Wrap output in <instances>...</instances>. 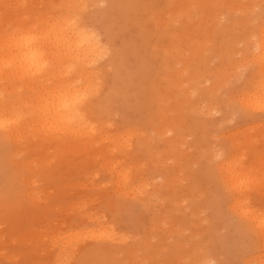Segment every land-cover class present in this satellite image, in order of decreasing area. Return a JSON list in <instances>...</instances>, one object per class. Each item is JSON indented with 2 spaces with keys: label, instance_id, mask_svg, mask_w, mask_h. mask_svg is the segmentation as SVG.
Returning <instances> with one entry per match:
<instances>
[{
  "label": "rangeland",
  "instance_id": "rangeland-1",
  "mask_svg": "<svg viewBox=\"0 0 264 264\" xmlns=\"http://www.w3.org/2000/svg\"><path fill=\"white\" fill-rule=\"evenodd\" d=\"M61 1L0 0V30L3 31L5 29V18H11L14 22H18L21 18L26 17L29 18L28 24H31L35 21V14L44 13L54 16L59 10L58 3ZM241 1L245 3L247 0ZM120 2H123L124 5L119 4ZM185 3H179L178 0H98V3L89 4L85 7L86 14L109 9L110 15L107 17L109 21L107 27H120V29L116 30L117 33L113 34L112 43L122 42L124 44L122 51L123 62L128 70V74L124 75V77L133 78L139 81L140 85L135 86L133 93L128 91L126 101H122L121 97L114 96L111 102H108L106 107H103L102 122L105 120L102 126L103 133L99 140L95 138L90 140V149L64 145L54 146L53 144H50L47 148L46 136L40 128L32 130V132L36 133L33 138L10 140L9 138L0 137V264H112L110 258L117 264H133V259H129L134 255L139 257V261L135 264H192L191 256H189L192 244L194 243L200 248L203 247L206 242V228L208 230L209 227H211V232H213L210 241L212 244L210 248L213 254L211 255L212 257L215 255L209 264H218L219 261L221 264H246L240 256L241 242L243 240H247L250 246V251L248 250L247 254L259 253L258 245H260V240H258L256 233L254 231L245 233L239 228L242 227L244 229L243 225L245 223L239 218L241 208L240 206H237V209L236 207H233L235 209L230 208L232 201L227 197L228 190L223 184V175L218 167L224 157L223 152L224 154L228 152V155L233 152L238 158L239 156L240 158L242 157V162H245L246 165L256 163V159L259 161L257 156L259 154L261 156L264 153V107L257 108L253 105L257 108L256 110L253 107L247 108L245 103L243 105L240 100L243 97L248 99L249 81L251 82L253 79V84H255L256 81H259L260 75L261 77L264 76V66H262L264 65V63L262 64L264 62V44H262L264 41V24L258 20L259 16L264 14V0L253 4L252 0H249V5L245 7V15L248 17L252 16L253 20L250 23L241 25L239 22L237 23V25L240 24L238 26L236 23H224L227 27L224 24L217 25L215 23L188 24L189 27L187 24L169 25L168 27L174 32L168 39H165L163 33L166 31L163 27L166 26V20L170 17L173 19L172 16L178 17L184 15V12H188L187 8H185L188 2L187 4ZM179 4H183L186 10H183V5L180 7ZM222 11L218 10L216 14H220ZM204 24L207 27L203 26ZM261 27H263L262 30L260 29ZM38 29L40 28L35 27L34 32ZM198 31L203 33V35ZM155 32L157 34L154 36ZM191 32L193 35H191ZM197 32L200 37L198 35L197 37L195 36ZM187 33L188 35H186ZM214 33L216 35L212 37ZM182 36H184L185 40H181ZM193 38L195 39L193 40ZM188 39H190L191 43ZM101 40L103 41V38ZM152 41L155 44H152ZM183 42L185 44H181ZM172 45H176L178 50L172 49L173 52H170ZM152 46H155L156 56L158 57V60H156L158 65L157 79L154 78L155 84L151 87V91L158 96L156 101L147 99L149 87L146 79L142 81L143 78L139 70L140 68H145L144 64L147 62L145 54H148L149 48ZM111 47L109 44L105 45L108 52H111ZM163 47L167 48L163 49ZM198 47L200 52H203V50L204 52L195 51ZM186 48L191 51L186 50ZM177 53L180 54L179 57ZM261 53L262 55H260ZM174 56H177V61H175ZM254 56L258 60L261 57L259 62L262 65L256 62L257 59ZM184 57H188V59L184 60ZM198 58L201 60H198ZM230 58L235 59L231 60ZM108 59L107 53L99 61V64L97 63V67L105 65L103 71L106 72L103 73L101 71L104 74L102 83L103 85L106 83L105 86L112 78L111 70L106 65L110 66ZM168 60L170 61L168 62ZM190 60H192L193 64ZM181 61L183 62L181 63ZM199 63L202 64L203 68L200 66L201 64L198 65ZM190 65L192 70V67L194 69L201 67L202 71L200 67L194 70V76L196 75L195 73L200 71L201 73L198 72L196 78L200 84L202 83V88L205 87L202 91L192 90V95L189 92L192 97L190 95L188 97V93L185 95L184 90L192 86L193 81H187V77H185V81L181 82V84L180 81L184 79H179L171 73H175L179 66L184 68L186 66V71L184 72L188 73ZM110 67L114 70L112 66ZM262 69L263 71H261ZM203 71L207 73L208 77L204 76L206 74ZM164 73H169L172 78L175 76V80L177 79V83L175 82L176 84L172 86L173 91H171L169 84L168 91L171 93L168 94L169 99L165 100L163 99L165 86L162 77ZM193 79L195 80L194 77ZM151 81H153L152 77ZM213 81L214 84H217L212 86ZM7 85L9 86L10 84ZM213 87L216 89H213L212 93H210ZM7 89L9 90L10 88ZM22 89L21 91L23 92L21 94L17 93V91L8 93L5 90V92L9 100L12 97V100H15V98L17 100L22 99L28 92L32 93L30 95H35V92L29 90V88L27 93H24L25 89ZM101 89L103 90L104 88ZM203 91H206L204 95L208 96L209 94L210 97H205L206 99L201 97L204 93ZM177 92H179L178 96L175 97ZM183 93L186 97H184ZM196 95L200 97L197 98L198 101L194 98ZM28 97H26L27 105H31L28 100L32 96L28 94ZM192 100H194L193 102L196 101L198 105H195L197 103H193ZM124 102H129L130 108ZM171 103L174 105L172 106ZM207 104L211 107H207ZM21 105L22 108L25 107L26 112L29 110L26 108L32 107L29 105V107H26L27 105L24 101ZM175 105L179 107L177 108ZM188 105L189 108L193 106L196 109L194 111L193 107L190 108L191 110L185 109V106L187 108ZM167 107L171 109L168 110ZM179 108L182 109L180 110ZM168 112L170 115H167ZM170 119L176 120V122L174 121L176 125L173 126L174 122H171ZM162 123H166L164 125L165 130L167 128L166 125L168 126V133L166 132L167 130H163ZM117 125L125 129L131 126L136 127L137 133L134 132L131 142L134 147L137 145L149 147L157 143V141H154L155 136H152V133L154 126L160 127L161 125L162 128H159V132L162 134H158L161 143L160 141L158 143L163 145V143H168L172 139V146L168 148H171V152L174 150L173 155H177L180 159L176 156V158L169 156L172 153H169L168 148L165 146L164 148L167 149L169 157L166 158V150H162L165 156L162 157L161 163L158 161V164L153 163L155 165L149 161L147 153L142 151L141 154V152L136 150L132 152V146L131 152L133 154L129 153L131 155L129 157L116 150V152L109 151L110 153L92 150L96 145L111 143L106 134L117 132V129H119ZM172 127L173 129L171 130ZM250 136L252 140H249ZM159 144V148L161 147L160 149H162L163 146ZM151 151L153 152V150ZM159 151L160 154L162 151ZM260 158H263V155ZM173 159L178 161L176 160L175 162ZM129 161H131L132 165L134 164L129 174H127L130 179L129 186H135L131 191L129 188H123V184L120 183V185L116 179V170H122L123 166L125 167ZM177 162L182 163L178 164ZM262 162L264 165V161ZM262 162L258 166H261ZM174 163L177 164L174 166ZM172 164L173 166L171 167ZM258 166L255 168V172L258 171ZM174 167L176 170L178 169V173ZM164 173L167 176L169 174V177H166ZM165 178L168 179L166 180ZM141 179L142 183L145 184L142 188L145 187L146 189H144V193L140 197L139 191H136V189L142 186L141 181L140 185L138 182ZM190 180L194 182H192L194 193L192 194L195 198L193 199L192 197L190 202L186 201V199L182 200L177 206L175 217L166 215L164 213L166 201L164 189H160L161 185L166 182L167 185H170L174 181L175 185H180L178 187L183 188L187 186ZM136 183L138 184L136 185ZM263 185L264 183L261 187H264ZM158 187L160 188L158 189ZM119 188L125 190L123 191L122 189L120 191ZM255 189L251 190L252 196ZM126 190L130 191L127 193L128 196L124 195L126 194L124 192H127ZM135 191L137 192L136 196L140 198H136L134 195ZM35 193L36 195H33ZM233 204L236 203L233 202ZM248 205L255 211L260 208L261 210L259 209L260 211H258L264 217V196L250 200ZM241 214L243 215V213ZM186 215L189 218L187 221L189 227H185L182 231V228L176 225ZM154 222L155 224L159 223L156 224L158 226ZM171 224L180 228L179 237H181L182 243L180 241L181 246L174 253L168 255L166 251L163 254L162 250L169 249L171 246L174 237V230L170 229L173 228L170 227ZM104 230L105 232L108 230L114 233L116 239L104 240L105 238H98L99 233L101 234ZM191 230L194 232L192 233ZM163 237L165 238L163 239ZM68 238H71L70 242L73 244V248L61 251L57 247L58 242H64ZM143 240L146 242L147 247H150L149 252L143 254L140 251H134L135 253L126 251L127 246L134 248L135 243ZM205 245H208V243L206 242ZM114 246L117 247V250L115 249L116 252L87 253L89 249L100 250L105 248L108 250V248L111 249ZM157 247L162 250L158 251ZM153 248L154 252L151 251ZM215 252L216 254H214ZM58 253L62 255V258L60 256L57 257ZM150 253L155 254L151 258V263L143 259ZM142 254L143 256L140 257ZM127 258L129 259L127 260Z\"/></svg>",
  "mask_w": 264,
  "mask_h": 264
},
{
  "label": "bare ground",
  "instance_id": "bare-ground-1",
  "mask_svg": "<svg viewBox=\"0 0 264 264\" xmlns=\"http://www.w3.org/2000/svg\"><path fill=\"white\" fill-rule=\"evenodd\" d=\"M178 1H179V3L186 2L185 4H187V2H188V4L185 5L186 6L185 8H187L188 12L183 11L184 15H180L178 17L172 16L173 19H171V17H170L169 19L166 20V23H165L166 26L163 27L166 31L163 33L164 34L163 36H165V39H168L172 35V33L174 32L172 29H170V27H168L169 25H175V24H187V25L192 24V25H194V24H198V23H202V24L203 23H215L217 25L218 24H224V23H226V24L227 23H236V25H237V23H239V22L242 25L243 23H248V22L250 23V21L253 20L252 16L248 17L245 15V7H246V5H249V0H247L245 3H243L241 0H229V1H223V0H178ZM257 1H260V0H252V4L256 3ZM96 3H98V0H62L61 2L58 3L59 10L57 11V13H55L56 15L51 16V15H46L44 13L35 14V17H36L35 21L32 22L31 24H28L27 21L29 20V18H26V17L21 18L20 20H18V22H14L13 20H11V18H7V19L5 18V20H6L5 29L3 31L0 30V137L9 138L10 140H12V139L22 140V139H27L30 137L33 138V137H35L36 133L32 132V130H37L38 128H40L44 131L43 134L46 136L47 148H48V146H50V144H53L54 146L64 145V146L77 147V148H82V149H88V148L90 149L91 148V146L89 147L90 140L94 139V138L96 140H99L102 133H103L102 132L103 131L102 126H103V122L105 121L104 120L102 122V120H103V118H102L103 117L102 116L103 107L104 106L106 107L108 102H111V99L114 96L115 97H117V96L121 97L122 101H124V100L126 101L127 100L126 96L128 95V91L133 93L135 90V86L140 85L139 81L134 80L133 78H130V77H128V78L124 77V75L128 74L127 67L125 66V64L123 62V52L122 51H123L124 44L122 42L117 43L118 45L112 43V38L114 36L113 34L117 33L116 30L120 29V27H114V28L111 26L107 27L108 22H109L107 17L110 15L109 9L108 10L106 9L105 11L102 10L99 12L90 13V14L85 13V7L86 6H88L89 4L94 5ZM119 4L124 5L123 2H120ZM182 5H180V7ZM177 6H178V4H177ZM182 8H183V10H186L184 8V5ZM218 10H223V11L220 14H216ZM258 20L262 21L264 24V14L260 15ZM159 24H161V23H159ZM240 24H238V25H240ZM199 26H201V25H199ZM203 26H206V25L204 24ZM208 26H209V24H208ZM261 26H263V25L261 24ZM35 27L40 28V29H38L37 31L34 32ZM188 27H189V25H188ZM228 27H229V25H228ZM177 28H179V27H177ZM262 28L263 27H261L260 29L262 30ZM199 30L201 31V29H199ZM213 30H214V28H213ZM223 30H225V29H223ZM169 31H170V33H169ZM179 31H176V32H179ZM186 31H189V30H186ZM197 33L195 36L197 37V35H198L200 37L199 33H201V32H199L198 34ZM215 33H216V31H215ZM215 33L212 35V37L216 35ZM263 33H264V30H263ZM263 33L261 32L262 36H263ZM156 34H157V32L154 33V36ZM201 34L203 35V33H201ZM177 35H178V33H177ZM186 35H188V33ZM186 35H184V36L187 37ZM189 35H190V33H189ZM191 35H193L192 32H191ZM191 35H190V39H191ZM184 36H182L181 40L182 39L185 40ZM101 38H103L104 43L101 40ZM195 38H193V40ZM172 39H175V38H172ZM178 39H180V38H178ZM190 39H188L189 42H190ZM263 39H262V41H263ZM260 40H261V38L259 39V43H258L259 45H260ZM161 42H162V40H161ZM175 42H177V41H175ZM180 42H182V41H180ZM163 43H164V41H163ZM108 44L110 46H112L110 49L111 52H108L105 48V45H108ZM152 44H155V42L152 41ZM181 44H185V43L183 42ZM262 44H264V41L262 42ZM176 45L175 46L172 45L171 50L169 48L170 52H173L172 49L178 50ZM164 48H167V47H163V49ZM263 49H264V47H263ZM186 50L191 51L188 48H186ZM196 50H199V47H198V49L196 48L195 51ZM261 50H260V52H261ZM158 51H160V50H158ZM176 52H174V53H176ZM203 52H204V50H203ZM203 52L202 51L200 52V50H199V53H203ZM107 53H108V58H109L108 63L110 64V66H112L114 68V70H112V68L108 64H106L107 67L111 70V71L110 70L109 71L112 74V78H111L110 82L107 84V86H105L106 83L104 85L102 83V81H103L102 76L104 74H102V72H101V71H103V69H105V65H103L102 67H97V63L99 64V61L103 57H105V55ZM109 53H110V55H109ZM156 53H157V51H156L155 46H152L151 48H149L148 54L147 53L145 54V59L147 60V62L144 64L145 68L139 69L140 74L143 78L142 81H144L146 79V83L148 84V87H149L147 99L148 100H154V101H156L157 97H158L157 94H155L154 92L151 91V87L153 86V84H155L154 78L157 79V71H158L157 67H158V65L156 63V60H158V57L156 56ZM181 54H183V53H181ZM193 54H194V52H193ZM257 54H259V53H257ZM171 55H176V54H171ZM260 55H262V53ZM168 56L170 57V55H168ZM179 56H180V54H178V57ZM182 56H185V55H182ZM205 56H206V53H205ZM205 56H203V57L205 58ZM163 57H164V55H163ZM176 57L174 56L175 61L178 60V59L176 60ZM193 57H194V55H193ZM263 57H264V54H263ZM263 57H262V59H263ZM196 58H194V59H196ZM201 58H202V56H201ZM207 58H205V59H207ZM255 58L257 59V57H255ZM259 58H260V60L255 59L257 63L259 61H261V57H259ZM186 59H188V57L187 58L184 57V60H186ZM232 59H235V58H232ZM180 60H182V59H180ZM198 60H201V59L198 58ZM250 60H251V57H250ZM169 61L170 60H168V62ZM183 61H181V63ZM190 62H192V60H190ZM259 63H260V65H262L264 62H262V64H261V62H259ZM171 64H173V63H171ZM178 64H180V63H178ZM192 64H193V62H192ZM200 64L201 63H199L198 65H200ZM186 65L188 68V62L186 63ZM200 66L202 67V64ZM235 66L237 67V65H235ZM262 66H264V65H262ZM262 66H260V67H262ZM141 67H143V66H141ZM190 67H191V65L189 66L188 73L184 72V71H186V66H185V68L183 66H181V67L179 66V68H177L178 70L175 73L171 72L173 75H176V77L179 79L180 78L184 79L185 77H187L186 78L187 81H193V83L189 82V83H192L191 84L192 86H190L191 88L189 87L188 89L184 90L185 95H186V93H188V95H187L188 97L190 95L189 92L192 95V93H193V92H191L192 90L193 91L194 90H197V91L201 90L202 91L205 88V87L202 88V85H201L202 83L200 84L196 78V75L200 71L195 73L196 75L194 76V72H195L194 70H197L199 67L196 69H194V67H192L193 70L190 69ZM195 67H197V65H195ZM201 67H200V69H201ZM173 68H174V66H173ZM259 69H261V68H259ZM201 71H202V69H201ZM261 71H263V69ZM104 72H106V71H103V73ZM180 72H181V74H180ZM203 72L206 74L204 76L208 77L207 73L205 71H203ZM219 72H220V70H219ZM258 72H259V70H258ZM228 73H230V72H228ZM226 75H227V73H226ZM222 76H220V77H222ZM151 77L153 78V81H151ZM162 77H163V84L165 86V89H164L165 93H164L163 99L165 100V99H169L168 94L171 93L168 91L169 90L168 89L169 84L171 87L170 88L171 91H173L172 86L177 83V81H176L177 79L175 80V78H174L175 76L173 77L174 78L173 79L172 75H169V73H164V76H162ZM193 77L195 78V80L193 79ZM201 77H202V75H201ZM201 77L199 76V78H201ZM222 79H224V78H222ZM183 81H185V79L181 80L180 83ZM215 82H218V81H215ZM7 84H10V85L8 86ZM213 84H214V81L212 83V86H213ZM216 84H214V85H216ZM222 84H224V83H222ZM226 85H227V83H226ZM7 88H10L11 90L10 89L8 90ZM22 88H24L25 90ZM28 88H29V90H32L35 92L34 96L30 95L32 93L28 92L29 96H32L28 100L29 101L28 103H31V105H29V104L28 105L32 106V107H29L27 105L26 97H28V94H25L26 96L22 94L23 96H25L22 99L17 100L15 98V100H12L13 99V97H12V99L9 100L7 95H6V92H5V90L8 91V93L17 91V93L21 94L23 92V91H21V89H22L25 91L24 93H27ZM101 88H104V89L102 90ZM249 88H250L249 92L247 91L249 93L248 99H246L245 97H243V99H241L239 97L241 102H243V105L245 103L247 108L253 107V109L255 107H257V108L258 107L259 108L264 107V76L261 77V75H260L259 81H256L255 84H253V79L251 80V82L249 81ZM213 89H216V88L213 87L212 90L210 88L211 92H210V90H209V92L212 93ZM166 91H167V93H166ZM206 91H208V90H206ZM206 91H203L204 93L202 94L201 97L207 98L209 96V94H208V96L204 95ZM178 93L179 92H177L175 97L178 96ZM184 93H183V95H184ZM185 95H184V97H186ZM191 95H190V97H192ZM19 97H21V96H19ZM194 98L197 100V98H200V97L196 95V97L194 96ZM186 100L188 101V99H186ZM240 100H238V101H240ZM23 101L26 102L27 106L26 105L25 106L29 107L26 109H29V110L31 109L30 111L28 110L26 112L25 107L24 108L21 107L22 106L21 104ZM183 101H185V100H183ZM187 101H186V103H187ZM193 101L194 100H192V102ZM202 101H200V102H202ZM188 102H190V101H188ZM124 103H125V105H127V107H129V105H128L129 102H124ZM193 103H197V102L195 101ZM203 103H204V101H203ZM185 104H183V105H185ZM171 105L173 106L174 104L171 103ZM195 105H198V103ZM232 105H234V104H232ZM172 106H170V107L172 109H174ZM193 106H194V104H193ZM193 106H191L190 108H192ZM170 107H167L168 110L171 109ZM175 107H177V106L175 105ZM207 107H211V106L207 104ZM190 108H189V105L187 108L185 106V109L191 110ZM212 108H214V107H212ZM257 108H255V110ZM192 109L194 111L196 108L193 107ZM168 110H166V111H168ZM206 110H207V108H206ZM208 111H209V108H208ZM207 113H209V112H207ZM167 115H170L169 112L167 113ZM191 115H193V114H191ZM166 117L169 118L168 116H166ZM166 117H164V118H166ZM172 118H173V116H172ZM186 118H188V117L186 116ZM173 119L172 120L170 119L171 122L173 121ZM186 120H188V119H186ZM174 121L176 122V120H174ZM174 123H173V126L176 125V123L175 124ZM178 123H179V121H178ZM165 124L162 123L163 128L165 127L164 126ZM168 124H169V122H168ZM133 127L131 126V127L126 128V129L123 127H119V129L115 128V129H117V132H115V133L112 132V133L106 134V137H108L111 140V143L108 142V143L96 145L92 148V150H98V151L103 152V153H110L109 151L114 152L116 150V151L122 153L123 155H125L126 157H129V155L132 152H134V150H136L137 152H141V154L143 151V152L147 153V155L149 156L148 157L149 161L152 162V164L153 163L158 164V162L161 163L162 157L165 156L164 155L165 153L167 154V156H165L166 158H168L169 156H173V158L175 156L177 157V155H173L174 150L171 152L170 151L171 148L170 149L168 148V147L172 146V144H171L172 139L170 142L168 141V143H163V145L158 143V141H160V143H161V140H159L160 138L158 137V134H162L159 132L160 131L159 128L161 127V125H160V127L154 126L152 136H155L154 141H157V143H154L152 146H149V147H140L139 145L134 147V144L132 145L131 142L133 140V135L135 134L134 132L137 131L136 127H134V129H133ZM166 127L168 128L167 125H166ZM167 128H166L167 131L165 130V128L163 130H165L168 133ZM177 128H178V126H177ZM172 129H173V127L171 128V130ZM172 133H175V132H172ZM137 136H139V135H137ZM250 139L252 140L251 136H250L249 140ZM166 142H167V139H166ZM243 142L245 143V141H243ZM249 142H251V141H249ZM238 143H239V141H238ZM158 144L163 146V148L160 149L161 147L159 148ZM131 146H132L133 151L131 150ZM164 146L168 148L169 153L171 152L172 155L168 156V151L166 148H164ZM44 147H46V146H44ZM242 147H244V146H242ZM164 149L166 150L165 153L162 151ZM151 150H153V152ZM159 150L162 151L160 154H159V152H160ZM49 151H51V150H49ZM227 153L228 152H226L224 154V152H223L224 157L223 158L221 157L222 159L219 163L218 168L221 171V174L223 175V184L225 185V187L228 190V191L225 190V191H227V197H229V200L232 201V204L229 203L230 208L236 207V209H237V206H240L242 212L240 211L239 218L243 222H245L243 225L245 230L242 229V227H239V228L242 231H245V233L250 232V231L252 233V231H254L258 237V240H260V245H258V252L259 253L258 254L254 253V254H250V255L247 254L250 251L249 250L250 246H249L247 240L246 241L243 240L241 242L242 246H241V251H240L241 255L240 256H241L242 260L245 261L244 263H246V264H264V217H262L260 212H259L261 210L260 208H259L260 210L258 209L259 211L257 210L258 211L257 212V211H255V209L250 208V206L248 205L250 200L256 199V198L258 199V198L264 196V187H261L262 184L264 183L263 182L264 181V165L262 162V161H264V159H263L264 153L263 154L261 153L263 155V158H260V157H262V155L260 156V154H259V156H257V157H259V161H260V159H262V161L259 162L258 159L255 158L256 163L251 164V165H246L245 162H242L243 161L241 159L242 157L240 158V156H239V158H238L233 152L230 153L229 155ZM9 158H11V157H9ZM177 158H179V157H177ZM173 160L176 162L177 159L176 160L173 159ZM261 162H262V165L258 166L261 164ZM177 163L181 164L182 162L181 163L177 162ZM155 164H153V165H155ZM176 164L174 163V166ZM184 164L186 165L185 162H184ZM133 166H134V164L132 165L131 161H129L128 163H126L125 167L123 166L124 169L122 168V170H120V169L116 170L117 182H119V184L122 183L123 188L124 187L126 189L129 188L130 191L135 186L134 187L129 186L130 179L127 176V174H129L130 169ZM163 166H165V165H163ZM172 166H173V164L171 165V167ZM257 166L259 167V168H257V170L259 172L261 171L260 173L258 171H256L257 173L255 172V168ZM260 167H263V168L260 169ZM176 168H177V166H176ZM174 169H175V167H174ZM176 171L178 173V169ZM165 172H166V169H165ZM164 174L166 175V173H164ZM172 175H173V173H172ZM166 177H169V174H168V176L166 175ZM261 178H262V180H261ZM165 179L167 180L168 178H165ZM140 181L142 183V179L138 181L139 185H140ZM170 181H169V183H170ZM173 182L174 181H172V183L170 185L168 184L169 186L166 184L167 183L166 182L163 184L164 187H163V185H161V188L158 187V189L159 188L164 189V195L165 196L164 195L163 196L165 197V201H166V207H165L164 213H166V215L175 217L177 209H178L177 206L180 204V202L182 200H185V199H186V201L190 202L191 198L193 197V199H194L195 196H193V194H194L193 193V183H194L193 181L190 180L188 182L187 186H185L183 188L178 187L180 185H175ZM137 184L138 183H136V185ZM160 184H158V185H160ZM141 185L142 186L140 188L137 187V189L139 188L138 190L136 189V191H139L138 194L140 195V197L144 193L143 192L144 189H146L145 187L142 188L143 185L145 186L144 183H142ZM123 188H119L120 191H122ZM253 188H256V189H255V192L252 196L251 190H253ZM261 188H263V189H261ZM124 190L125 189H123V191ZM128 191L124 192V193H126L124 195H127ZM136 191L134 194L135 196L137 193ZM154 193H155V191H154ZM33 195H36V193ZM158 195H160V194H158ZM140 197L136 196L137 199ZM162 200H164V199H162ZM233 202L236 204H233ZM233 209H235V208H233ZM238 210H239V207H238ZM234 211H237V210H234ZM237 212H239V211H237ZM162 213H163V211H162ZM241 213H243V215ZM263 216H264V214H263ZM169 219H171V218H169ZM188 220H189L188 215H186L185 218H183L180 221V223H177V225L176 224H174V225L181 227L182 228L181 230L183 231V229L185 227L186 228L189 227V225L187 224ZM171 223H173V222H171ZM154 224H155V222H154ZM156 224H159V223H156ZM208 225H209V223H208ZM156 226H158V225H156ZM176 226L174 227V226H172V224L170 226V227H173L170 229L174 230V235L172 234L174 237L172 239V243H171L170 248L169 249L167 248L166 250L165 249L162 250L161 248L157 247L158 251H161V250L163 251V254H165V251H166V253L168 255H171V253H174L178 249V247L181 246L182 241H181V237H179V234H180L179 229L180 228L179 227L177 228ZM206 227H207V225H206ZM240 229H238V230L240 231ZM106 231L107 232H105V230H104V231H102L101 234L99 233L98 238H105L104 240H106V239L112 240L114 238L116 239L114 233H111L108 230H106ZM182 231H181V233H182ZM191 231H192V233L194 232L193 230H191ZM206 231H207L206 242L208 243V245H205V243H206L205 242L204 246L200 248L196 244H194V243L192 244L193 246L191 247V252L189 255V256H191V263L192 264H209V262H211L210 260L215 257V255H214V257H212L213 254H212V250L210 248V245L212 246V244L210 243V241L212 239L211 234L213 233V232H211V227H209L208 230L206 228ZM113 235H114V237H113ZM165 237H163V239ZM148 239H150V238H148ZM70 241H71V238H68L64 242H58L57 247L60 248L61 251H66L67 249L73 248V244ZM180 241H181V243H180ZM186 241H188V240H186ZM186 241H185V243H186ZM112 248L111 249L108 248V250H106L105 248L100 249V250L99 249H92V250L89 249V250H87V253H103V252L108 253V252H114V251L116 252L117 247L114 246ZM149 250H150V247H147L146 242L144 240L141 242L135 243L134 248L131 246L126 247V251L128 253H131L134 251L135 252L140 251L141 253L144 254V253L149 252ZM151 251L154 252V248ZM121 252L123 253V251H121ZM59 254L60 253L57 254V257L60 256V258H62V255L61 254L59 255ZM143 254L140 255V257L143 256ZM153 254L154 253H150L149 255L145 256L143 259L148 261L149 263H151V258L153 256ZM214 254H216V252ZM238 255H239V253H238ZM138 258H139L138 256L134 255V256H131L130 259L127 258V260L133 259L132 263L135 264L137 261H139ZM154 259H155V257H154ZM110 260H111L112 264H117L111 258H110ZM62 262H63V260H62ZM218 264H221L220 261L218 262Z\"/></svg>",
  "mask_w": 264,
  "mask_h": 264
}]
</instances>
